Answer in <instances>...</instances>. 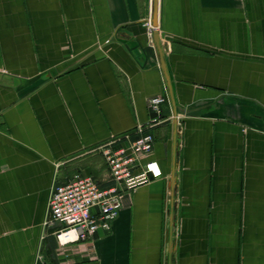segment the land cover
<instances>
[{
  "label": "crops",
  "instance_id": "crops-1",
  "mask_svg": "<svg viewBox=\"0 0 264 264\" xmlns=\"http://www.w3.org/2000/svg\"><path fill=\"white\" fill-rule=\"evenodd\" d=\"M152 129L162 176L61 247L55 185ZM0 264H264V0H0Z\"/></svg>",
  "mask_w": 264,
  "mask_h": 264
},
{
  "label": "built area",
  "instance_id": "built-area-1",
  "mask_svg": "<svg viewBox=\"0 0 264 264\" xmlns=\"http://www.w3.org/2000/svg\"><path fill=\"white\" fill-rule=\"evenodd\" d=\"M153 35L152 20L146 22ZM168 102L167 94L150 98L149 107L155 114L134 132L116 137L101 147L109 170L108 181L91 173L77 172L55 185L49 203L47 224L55 228L61 247L92 239L99 230L108 232L123 208L126 193L162 176L159 163L146 160L153 151L152 129L165 120L161 107Z\"/></svg>",
  "mask_w": 264,
  "mask_h": 264
},
{
  "label": "water",
  "instance_id": "water-1",
  "mask_svg": "<svg viewBox=\"0 0 264 264\" xmlns=\"http://www.w3.org/2000/svg\"><path fill=\"white\" fill-rule=\"evenodd\" d=\"M154 26H155V29L153 31V41H154V45H155L157 53H158L160 67L162 69L164 79H165V83H166V89H167L166 94L168 97V102L171 103L173 111H174L175 115H177V105H176V101H175V97H174L172 80L170 77V73L168 71V65L166 62V55H165L164 47L162 45V41L160 38V32L158 30L157 24L155 23Z\"/></svg>",
  "mask_w": 264,
  "mask_h": 264
}]
</instances>
